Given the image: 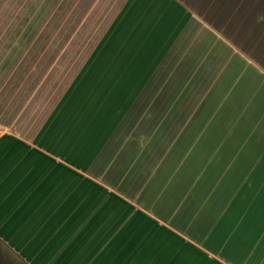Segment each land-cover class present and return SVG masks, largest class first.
<instances>
[{
    "label": "crops",
    "instance_id": "crops-1",
    "mask_svg": "<svg viewBox=\"0 0 264 264\" xmlns=\"http://www.w3.org/2000/svg\"><path fill=\"white\" fill-rule=\"evenodd\" d=\"M31 5L50 45L0 67V264H264V0ZM130 114L150 143L113 144Z\"/></svg>",
    "mask_w": 264,
    "mask_h": 264
},
{
    "label": "rangeland",
    "instance_id": "rangeland-1",
    "mask_svg": "<svg viewBox=\"0 0 264 264\" xmlns=\"http://www.w3.org/2000/svg\"><path fill=\"white\" fill-rule=\"evenodd\" d=\"M2 2L3 0H0V67L1 65H3V62L6 60L7 50H9V48L11 49L10 47L11 44L16 45V47H20V48L25 47L29 49L26 57H29V54L31 53L34 45L37 46V44H42L40 45L41 48L49 47L48 45H50V42L48 40L47 41H43V40L35 41L33 39V32L35 31L36 25L33 23V20H32L33 18H28V15H33L35 11V8L31 5L33 3V0H25V2L23 1L24 3L21 7H18L19 1L10 0L11 5L6 8L2 7L3 6ZM48 10L49 8H47L46 11ZM7 43H9V45H7ZM18 49L15 48L14 49L15 52L11 50V53L12 52L17 53ZM62 58L64 57H59L60 60ZM30 63H33L32 59ZM66 74H68L67 77H69L73 73L72 72L66 73L62 71V75L59 78V80L65 79ZM0 75H1V72H0ZM164 76L165 74L162 75L159 80H162ZM157 84L158 85L154 86L153 88L148 89L144 93L143 99H141L140 103L137 105V108L134 110V113L140 114L141 112H144L146 110V100H145L146 97L149 98L152 96L156 97V96L162 95V92L164 91V88H162L163 86L162 82L158 81ZM53 100H54L53 95L52 97L51 95H48L45 98H43L42 103H41V106H42L41 111H42L43 117L46 116V114L48 113L49 105L52 104ZM201 107L203 108V111H207L208 108L210 107V104L195 105L193 101H190V103H187L184 105V108H185L184 111L186 113L191 114L194 111H199V108ZM186 113L185 115L188 116L189 114H186ZM132 116L131 114L128 115L127 118L123 121L121 125V130L118 132L119 135L114 138L113 144L122 146L125 144H133V143L135 144L136 143H139V144L140 143L141 144L150 143V139H152V137H148L144 135H138L137 137H135L136 140L130 143L131 142L130 138L133 133V129L137 127V129H141L140 131H143V129L147 127V123L145 122V120L134 119V117ZM200 143H201L200 145H203L202 142ZM207 143H211L210 139H208ZM128 153L129 152H127V154ZM189 154L193 155L195 153H187V155ZM196 154H199V153H196ZM200 154L202 156V161H204V159L206 158H209L210 156L213 157V152H202ZM112 164H113L112 161H110L108 163L109 166H107L106 168L107 172H111L109 173V175H113L112 174V167H113Z\"/></svg>",
    "mask_w": 264,
    "mask_h": 264
}]
</instances>
